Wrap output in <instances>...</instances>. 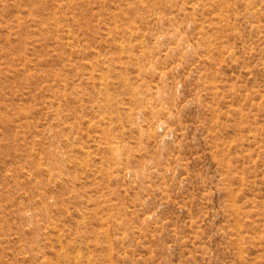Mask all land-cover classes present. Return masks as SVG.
<instances>
[{"label":"rangeland","instance_id":"rangeland-1","mask_svg":"<svg viewBox=\"0 0 264 264\" xmlns=\"http://www.w3.org/2000/svg\"><path fill=\"white\" fill-rule=\"evenodd\" d=\"M0 264H264V0H0Z\"/></svg>","mask_w":264,"mask_h":264}]
</instances>
